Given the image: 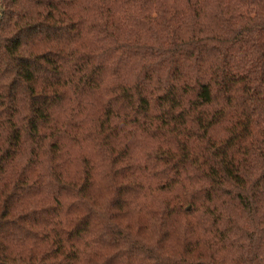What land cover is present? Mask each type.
I'll use <instances>...</instances> for the list:
<instances>
[{"label": "trees", "instance_id": "16d2710c", "mask_svg": "<svg viewBox=\"0 0 264 264\" xmlns=\"http://www.w3.org/2000/svg\"><path fill=\"white\" fill-rule=\"evenodd\" d=\"M0 264H264V0H0Z\"/></svg>", "mask_w": 264, "mask_h": 264}, {"label": "rangeland", "instance_id": "374dc122", "mask_svg": "<svg viewBox=\"0 0 264 264\" xmlns=\"http://www.w3.org/2000/svg\"><path fill=\"white\" fill-rule=\"evenodd\" d=\"M0 184H1V182H0Z\"/></svg>", "mask_w": 264, "mask_h": 264}]
</instances>
